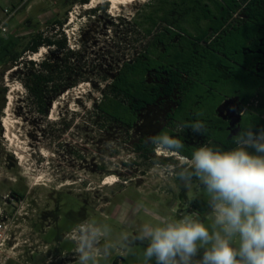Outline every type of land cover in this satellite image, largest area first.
I'll return each instance as SVG.
<instances>
[{"label": "trees", "instance_id": "1", "mask_svg": "<svg viewBox=\"0 0 264 264\" xmlns=\"http://www.w3.org/2000/svg\"><path fill=\"white\" fill-rule=\"evenodd\" d=\"M108 10L104 3L87 11L98 24L84 32L78 50L69 48L60 20L48 31L0 35L2 74L15 68L10 73L27 93L24 108L46 118L59 97L87 83L101 95L92 111L97 126L129 136L143 158L154 150L134 129L156 102L173 103L163 132L182 140L178 154L186 158L205 144L232 147L242 126L264 127V0H149L132 19ZM42 47H48L42 59L28 58ZM230 100L241 115L233 127L219 112ZM5 107L4 99L0 122ZM198 120L204 135L190 127ZM162 162L178 165L171 157ZM184 169H175L178 177ZM136 235L130 245L141 243Z\"/></svg>", "mask_w": 264, "mask_h": 264}, {"label": "rangeland", "instance_id": "2", "mask_svg": "<svg viewBox=\"0 0 264 264\" xmlns=\"http://www.w3.org/2000/svg\"><path fill=\"white\" fill-rule=\"evenodd\" d=\"M148 1H134L114 14L109 4L108 14L132 19ZM19 5L6 24L7 32L0 31L2 37L48 31L55 20L65 24L75 5L81 15L68 29L80 27L74 30L80 46L84 32L98 24L86 15L90 9L83 10L80 0H0V19L2 10ZM1 65L0 105L5 99L7 107L8 94L15 91L10 117L16 142L5 137L4 110L0 122V264H76L70 230L82 221L104 230L98 249L112 245L107 257L96 252L97 264H155L145 261L146 242L129 244L144 223L189 216L211 224L204 186L198 179L186 183L177 176L175 169L187 166L186 157L154 152L143 158L133 152L129 136L100 130L92 111L101 95L91 85L83 84L59 97L43 118L34 109L24 108L27 93L10 73L15 68L2 74ZM168 157L178 165L163 164L162 159ZM110 176L117 182L104 184ZM198 259L194 257L193 264Z\"/></svg>", "mask_w": 264, "mask_h": 264}, {"label": "clouds", "instance_id": "3", "mask_svg": "<svg viewBox=\"0 0 264 264\" xmlns=\"http://www.w3.org/2000/svg\"><path fill=\"white\" fill-rule=\"evenodd\" d=\"M190 127L200 135L207 132L200 120ZM231 139L228 149L197 147L179 173L186 183L195 177L204 186L211 224L189 216L144 223L136 239L146 242V262L193 264L199 256L195 264H264V127L242 126ZM146 143L155 153L184 148L179 137L163 131L149 134ZM70 231L76 264H97V251L111 255L110 243L97 248L105 235L99 226L82 221Z\"/></svg>", "mask_w": 264, "mask_h": 264}, {"label": "flooded vegetation", "instance_id": "4", "mask_svg": "<svg viewBox=\"0 0 264 264\" xmlns=\"http://www.w3.org/2000/svg\"><path fill=\"white\" fill-rule=\"evenodd\" d=\"M173 107V103L166 100L158 103L156 102L155 104L148 106L147 109L142 112L139 125L134 129L135 137L142 138L146 142L149 134L163 131L165 125L169 122V115L171 114V109ZM229 109L230 106L225 108L223 116L230 124ZM152 112H154V115L151 114Z\"/></svg>", "mask_w": 264, "mask_h": 264}, {"label": "bare ground", "instance_id": "5", "mask_svg": "<svg viewBox=\"0 0 264 264\" xmlns=\"http://www.w3.org/2000/svg\"><path fill=\"white\" fill-rule=\"evenodd\" d=\"M134 1L137 0H90V3L85 4L84 9H92L97 7L100 4H104V3H109L110 4V13L114 14L117 12V10L120 7H124L125 5H130L132 4ZM74 19V18H73ZM46 51L45 50H41L40 52L36 53L35 56H33L32 58L35 59L36 57L44 54ZM83 84H81L80 86H82ZM14 88L10 90L9 94H8V104L7 107L5 109V114L6 116L3 118V123H4V128H5V137L12 142L13 144L16 142V136L15 134L12 132L13 131V123L11 121V115H10V111H11V107L13 105V93H14ZM55 108V107H54ZM12 114V112H11ZM53 114V113H52ZM11 116V117H10ZM17 155L23 159L24 157L21 156V154L17 152ZM115 178V177H114ZM117 182V180H114L110 177H107V179L104 181V184L106 185H113Z\"/></svg>", "mask_w": 264, "mask_h": 264}, {"label": "built area", "instance_id": "6", "mask_svg": "<svg viewBox=\"0 0 264 264\" xmlns=\"http://www.w3.org/2000/svg\"><path fill=\"white\" fill-rule=\"evenodd\" d=\"M46 1H53V0H46ZM20 6L21 5L15 6V7L11 8V9L6 8V9L2 10L3 18L0 19V31L7 32L6 24L10 20V18H12L19 11ZM84 7H85V5H81V8L83 10H87V9H84ZM77 10H79L78 9V5H75L74 11H71L69 13L68 21L63 25V28H62V31L64 32V34L67 37L68 46H69V48L71 50H78V49H80V42H78V39L76 38V33L74 32L75 29L79 30L80 27L72 28L71 31L68 29V27L71 26V25H73L75 23V21L78 19V17L81 15L80 13H78ZM77 30H76V32H78ZM42 49L46 51L45 53H47L48 47H42L40 49V51ZM33 56H35V54L29 56L28 58L29 59H32ZM33 60H35V59H33Z\"/></svg>", "mask_w": 264, "mask_h": 264}, {"label": "water", "instance_id": "7", "mask_svg": "<svg viewBox=\"0 0 264 264\" xmlns=\"http://www.w3.org/2000/svg\"><path fill=\"white\" fill-rule=\"evenodd\" d=\"M227 106H230V109H229V119L231 121V127L235 126L237 123L240 122L241 120V115L238 114V106L235 104V101L234 100H230V101H227L225 102L220 108H219V112L220 114L222 115L224 109L227 107Z\"/></svg>", "mask_w": 264, "mask_h": 264}]
</instances>
